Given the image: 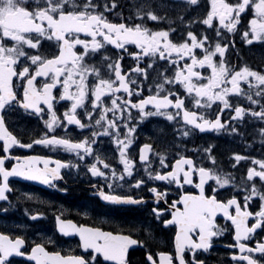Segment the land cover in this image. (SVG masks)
Wrapping results in <instances>:
<instances>
[{
	"label": "snow or ice",
	"instance_id": "obj_1",
	"mask_svg": "<svg viewBox=\"0 0 264 264\" xmlns=\"http://www.w3.org/2000/svg\"><path fill=\"white\" fill-rule=\"evenodd\" d=\"M188 3L196 5L198 0H188ZM115 7H117L115 2L109 7L107 2L101 6L94 0H85L82 5H77L75 0H31V4L29 0H0V141L3 142L0 145V200H8L6 193L11 191L10 177H23L56 187L52 181L62 178L61 169L69 166L56 159L55 167H49L53 162L50 157L12 156L10 150L17 145L21 148H31L33 144L59 146L68 153H77L78 158L83 161L86 155L93 154L92 145L97 143L96 137L110 136L120 153L123 174L131 177L133 161L126 152L133 142L131 134L136 131V125L130 123L134 119L131 116V109L138 110L141 121L155 115L165 116L168 121H174L182 113L185 124L193 126L200 132H218L228 124L227 120L221 122L219 112L215 119L206 118L203 112L198 115L197 110L210 109L216 102L222 105L220 112L225 109L234 112V115L230 116L232 121L240 119L242 122L248 115L264 122V71L253 70L248 66H242L238 70L226 68L224 57L229 43L222 31L242 35L245 44L264 42V0H210L209 10L199 22L213 29L216 38L224 37V43L217 39L214 50L205 47V42L210 43L212 40L206 32L196 34L189 30L184 42L174 43L170 40V31L174 29L151 30L140 23L111 22L104 13L111 12ZM248 10H251L253 15L245 26L241 23L242 14L247 15ZM146 17L151 21L163 19L152 11H148ZM138 18L143 19V16ZM180 19L183 22V17ZM214 20H218V24H214ZM187 23L191 26L197 23V19L190 18ZM81 34L91 39L81 38ZM42 40L54 41L56 54L51 57L41 55L39 48ZM106 45L126 52L128 51L126 45H134L139 49V52H128V55L137 61V66L128 71L136 76L146 78L147 69L154 67V58L157 56L159 60L173 65V76H167V70H164L163 83L155 85L156 91L159 93L164 90L165 83L179 84L188 96L191 97L194 93L193 103L196 110L185 108L184 97L171 90L167 95H148L140 98L142 92L136 90L137 81L131 78L126 80L127 73L122 72L121 58L117 57L113 61L106 52L100 57L108 73L107 77L103 76L101 68L96 66L95 57ZM25 46L36 50V54L25 51ZM195 49H202L203 55L198 56L194 52ZM217 53L220 57L219 63L213 59ZM173 55L175 59H172ZM143 58H146V61L145 67L142 68L139 62ZM184 58L190 63L185 61L181 66L180 62L184 61ZM204 68L210 70V75H203L198 70ZM90 76L95 78L91 84ZM38 78L47 80L38 86ZM241 82L247 85V91L241 87ZM130 84L133 85L131 89ZM58 86L60 91L57 98L53 90ZM120 92L127 94L128 99L117 96ZM230 94L243 96L250 107L246 108L239 103L233 105L229 99ZM133 96L136 97L135 100L132 99ZM169 96H175V99H170ZM102 98L110 99V106H106ZM63 100L71 102L70 108L64 112L67 125H75L79 129L99 126L102 132L92 131L91 137L85 136L77 142L57 138L56 135L49 137L45 133L38 139L24 143L6 127L2 114L4 111L15 106L25 111L31 110L35 116L42 119L45 110L41 105H44L48 116L44 124L48 132H54L61 126L54 111V104ZM87 100H90V110L86 106ZM147 105L153 106L155 111L146 110ZM170 106L176 110L175 115L168 111ZM256 106H259V111L255 110ZM77 109H83L88 117H92L93 113L98 111L99 116L95 119V125L82 123L78 118ZM109 112L112 113L111 119L106 116ZM259 131L264 137V128ZM231 132L237 133V128L231 126ZM182 135L188 137L190 132L183 131ZM151 148L148 143L140 147L141 162L148 161ZM203 151L208 153V158L215 163L211 155V146ZM177 155L179 158L171 165V171L163 174L160 170H149L150 164H145L149 179L167 181L168 184L174 183L179 187L194 184L199 190L196 193L181 191L179 198L173 200L166 209L153 208L157 220H162L165 226H175L174 253L159 252V264H207L202 258L203 253L210 251L214 237H219L227 230L215 223L218 213L230 220L235 228L234 243L227 245L233 250L230 254L232 264H264V235H261L264 233V159H252V164L258 165L259 170L256 167L247 169L246 178L251 183L250 187L246 185L243 188L245 194L242 206L235 195L226 202L218 200L214 187L210 186L212 195L206 194V185L209 181H215L216 185L224 187L232 182L229 178L211 168L194 167V160L180 154L178 147ZM235 159L240 161L248 158L236 155ZM13 160L15 163H11L10 168L7 167L6 162ZM96 160L97 163L103 164L105 169L109 168L99 154L96 155ZM40 163L43 164V168L37 167ZM97 163L88 166L91 175L108 180V173L102 171ZM159 165L168 167L163 154L159 155ZM116 175V171L113 170L111 176ZM197 176L198 182H195L194 178ZM254 178L261 182L259 188ZM143 183V179H136L134 187L139 188ZM123 187L124 185L119 182L113 186L108 180V192L102 188L98 189L99 196L112 205L142 202V198L134 199L131 194H116L117 189ZM149 191L156 194L157 200L166 195L158 192L155 187ZM256 196L260 200L259 208L249 211V202ZM233 207L235 214L230 212ZM0 212L6 213L7 208L0 209ZM165 215H170V218H163ZM250 217L254 222L249 226ZM56 220L59 232L64 236H68L69 233L78 234V246L85 250L87 255H62L60 251H48L42 243L28 244L26 238L21 235L13 238L9 234L0 233V264H13V258L17 256H26L27 260L34 261V264H130L127 258L130 246H139L142 243L131 234H114L113 231H103L100 227L77 226L72 220H61L59 216ZM26 244L30 252L28 248H22ZM189 253L192 254L190 257ZM257 253L261 259L256 258ZM146 259L156 264L152 254H147Z\"/></svg>",
	"mask_w": 264,
	"mask_h": 264
},
{
	"label": "flooded vegetation",
	"instance_id": "obj_2",
	"mask_svg": "<svg viewBox=\"0 0 264 264\" xmlns=\"http://www.w3.org/2000/svg\"><path fill=\"white\" fill-rule=\"evenodd\" d=\"M85 0H75L77 5H82ZM101 6L107 2L111 7L115 2L117 7L111 12L105 11L107 19L114 23L126 22L129 24L140 23L151 30H169L170 40L174 43L184 42L187 39V31L191 30L196 34L204 33L212 38L211 42H205V47L214 50V45L217 39L224 43V37L216 38L215 31L208 28L199 22L200 18L206 15L210 7V0H198L196 5L188 3V0H94ZM31 4V0H29ZM152 11L160 17V21L148 20L146 14ZM253 13L248 10L247 15L242 14V25H247L248 20ZM143 16V19L138 18ZM180 17H183V22ZM190 18L197 19V23L189 26L188 20ZM214 24H218V20H214ZM227 36L229 47L225 50V66L229 70H238L242 66H248L253 70L264 71V42H253L252 44H245L243 37L240 34H230L226 30H222ZM81 38L90 40V37H85L81 34ZM98 39H101L98 37ZM190 43V41H189ZM79 47V46H78ZM128 51L115 49L112 45H106L105 48L96 55V66L101 68L102 75L107 77L108 73L101 62L100 57L107 53L113 58H121L122 72L127 73V79H135L137 81V91L142 92L140 98H145L148 95H167L168 91L178 92L185 100V108L196 110L192 96H188L184 92L183 87L179 84H164V90L159 93L156 91L155 85L163 83L165 75L164 70H167V76H173L174 66L167 63V61L159 60L157 56L154 58V67L147 69V77L136 76L133 72L128 71L137 66V61L128 52H139L134 45H126ZM25 51L30 54H36V50L28 49L25 46ZM194 52L198 56L203 55L202 49H195ZM39 53L51 57L56 54L55 42L42 40ZM172 59H175L173 55ZM214 61L219 63L220 57L217 53L213 57ZM146 58L139 62L140 67H145ZM190 63L187 58L181 61V66L184 62ZM30 63V62H29ZM91 63V61H90ZM203 75H210V70L207 68L198 69ZM114 79V76L112 77ZM16 78H14L15 80ZM47 80V78H38L37 84ZM95 80L94 77H89V84ZM206 82V81H204ZM151 86V88H150ZM230 86V85H229ZM130 89L133 85H129ZM241 87L247 91V85L241 82ZM59 86L53 90L55 97H59ZM22 92V89H21ZM117 96H123L128 99L127 94L117 93ZM170 99H175V96H169ZM105 100V105L110 106V99ZM136 99L135 96L132 98ZM233 105L239 103L244 107H250L248 101L243 96H236L230 94L229 97ZM71 102L67 100L59 101L54 104V111L57 113L61 126L57 127L54 132H48L44 124V120L48 119L46 114V106L41 105L45 110L43 118L35 116L31 110H23L13 107L4 111L2 114L5 119L6 127L13 132L22 142L29 143L35 139L40 138L45 133L50 137L56 135L57 138H67L73 142L83 139L85 136L91 137L92 131L102 132L99 126L95 125V119L98 118L99 112H94L92 117L84 114L83 109H77L78 118L86 125H93L94 127H86L79 129L75 125H67L64 119V112L70 108ZM86 106L91 109L90 100L86 101ZM222 105L216 102L210 109L197 110L198 115L203 112L208 119H215L219 112L221 122L228 121L224 129L220 131H205L200 132L194 129L193 126L186 125L181 116L176 117L174 121H168L165 116H150L143 121L140 120L137 109H131V116L134 118L130 123L136 125V131L131 134L133 138L132 144L128 146L126 152L133 161V175L130 177L123 174V164L120 162V153L116 145L112 142L110 136L96 137L97 143L93 144L94 152L92 155L85 156L81 161L77 153H68L65 149L54 145H40L33 144L31 148H21L18 145L10 150L12 156H44L50 157L53 162L49 167H55L54 161L61 160L69 166L61 169L60 179L52 181L56 187L44 185L39 181H30L23 177H10L9 185L11 191L7 192L8 200H0V209L7 208V212H0V233L9 234L13 238L21 235L26 238L28 244L42 243L48 251H60L62 255H87V252L80 248L79 236L76 233H69L64 236L59 232L56 217L59 216L61 220H72L77 226L83 225L85 227H100L103 231H113L120 234H131L133 238L140 240L142 243L139 246H130L127 258L130 264H152L146 259L147 254H152L156 264H159L158 253L163 251L169 254L174 253L175 246V226H165L162 220H157L153 213V208H168V205L179 198L181 191L198 192L193 185H183L179 187L176 184H168L167 181H157L154 178L149 179L145 164H150L149 170H160L163 174L166 171H171V165L179 158L177 155V147L180 154L192 158L194 160V167L204 166L211 168L219 174L230 179V184L220 187L215 184V181H209L206 185V194L212 195L211 187L216 188V197L222 202L233 195L236 196L238 202L243 206L244 191L243 188L250 183L247 178V169L249 167H256L258 165L252 164V159H264V137L261 136L260 129L264 128V122L258 119L251 118L246 115L241 122L240 119L232 121L230 119L234 112L231 109H225L220 112ZM146 110L155 111L153 106L147 105ZM256 111H259V106H256ZM162 111H164L162 109ZM175 115V109L169 107ZM108 119L112 118V113H106ZM67 125V127H63ZM231 126L237 128V133L231 132ZM183 131H189L190 135L184 137ZM123 139V135H121ZM0 141V145H2ZM148 143L152 146L148 153V161L141 162L139 159V149L144 144ZM211 146V155L214 157L215 163L209 159V154L203 149ZM99 154L105 163L109 165L105 169L103 164L97 163L96 155ZM165 156V164L168 167L159 165V155ZM236 155L247 157L236 161ZM11 163L15 161L6 162L7 167H11ZM91 163H97V166L108 173V180L113 183L117 182L123 184V189H117L116 194H131L134 199H141L139 204L127 205H112L110 202H105L99 196L98 189H103L108 192V180L99 176L93 177L88 170ZM72 165H75L73 167ZM43 168V164L37 165ZM115 170L116 177L111 176V172ZM123 178L121 179V175ZM154 175V173H153ZM136 179H143L144 183L139 188L134 187ZM198 182V176L194 178ZM255 182L260 187L261 182L258 178H254ZM133 185V187H129ZM95 186V187H94ZM155 187L158 192L166 193L165 196L159 200L156 194L149 191L150 188ZM66 189V191H60ZM249 211L258 210L260 200L259 197H253L249 202ZM10 205V206H9ZM232 214H235L234 207L230 209ZM32 217H35L33 219ZM163 218H170V215H165ZM254 222L252 217L249 218L248 224ZM215 223L218 226L225 227L227 230L219 237L213 238V245L208 253H203L202 258L207 261V264H232L231 252L232 249L227 245L234 243L233 237L235 233L234 225L230 220H227L221 213H218L215 218ZM260 230L258 229L257 232ZM264 235V233H261ZM51 241V242H50ZM28 248V245L22 246ZM30 252V248H28ZM90 251V250H88ZM203 252V250H200ZM238 252V250H237ZM189 257L192 255L188 254ZM257 259H261L259 254H255ZM102 259V258H101ZM13 264H34V261H28L26 256L14 257Z\"/></svg>",
	"mask_w": 264,
	"mask_h": 264
}]
</instances>
